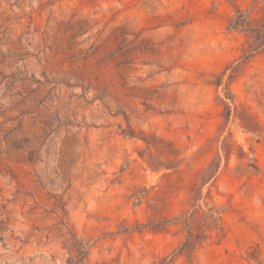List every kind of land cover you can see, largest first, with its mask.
<instances>
[{"label":"rangeland","instance_id":"rangeland-1","mask_svg":"<svg viewBox=\"0 0 264 264\" xmlns=\"http://www.w3.org/2000/svg\"><path fill=\"white\" fill-rule=\"evenodd\" d=\"M0 264H264V0H0Z\"/></svg>","mask_w":264,"mask_h":264}]
</instances>
